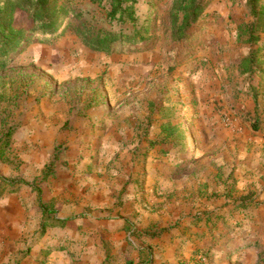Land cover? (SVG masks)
<instances>
[{"label": "rangeland", "instance_id": "rangeland-1", "mask_svg": "<svg viewBox=\"0 0 264 264\" xmlns=\"http://www.w3.org/2000/svg\"><path fill=\"white\" fill-rule=\"evenodd\" d=\"M57 1L73 9L60 36L30 33L0 70V264H264V147L244 150L228 130L250 127L240 97H264V64L253 78L239 67L247 0H200L184 39L173 36L175 0H137L146 39L112 53L75 32L82 20L120 31L108 0ZM14 25L32 19L18 9ZM259 47L264 59V33ZM74 202L91 223L43 231Z\"/></svg>", "mask_w": 264, "mask_h": 264}, {"label": "trees", "instance_id": "trees-1", "mask_svg": "<svg viewBox=\"0 0 264 264\" xmlns=\"http://www.w3.org/2000/svg\"><path fill=\"white\" fill-rule=\"evenodd\" d=\"M137 3V0H108L109 7H107L105 19L111 25L122 27L120 31L107 29L91 20H82L75 28V32L86 47L98 52L112 53L114 46L118 43L135 45L143 42L146 38L140 31L135 30ZM247 6L253 19L249 23L242 24L239 29L240 36L246 38V43L251 49L249 54L241 60L239 67L242 74H249L253 78L264 64L259 47L261 35L264 33V0H247ZM18 9L30 15L32 19L30 30L14 25V14ZM72 10L69 3L60 4L57 0H9L4 8H0V70L6 69L9 66L10 56L29 42L30 33L52 35L58 38L59 30L70 17ZM204 12L205 6L200 0H175L172 11L173 36L176 39L186 38L191 27ZM74 15L82 18L76 12ZM128 25L134 28V32H125L124 28ZM12 135L13 131L7 133L6 140L3 141L6 146L10 145ZM37 192L41 200L40 187ZM65 224V221L60 220L58 224L51 225L44 222L42 228L45 232L47 226H65Z\"/></svg>", "mask_w": 264, "mask_h": 264}, {"label": "crops", "instance_id": "crops-1", "mask_svg": "<svg viewBox=\"0 0 264 264\" xmlns=\"http://www.w3.org/2000/svg\"><path fill=\"white\" fill-rule=\"evenodd\" d=\"M259 96V95H258ZM255 97L254 95L252 97L246 95L244 97H240L239 99V103L237 105H241L243 108H245V112L246 114L243 116V118H248L250 119V127L245 126V124H243L242 122H240L239 120H236L234 122H232L231 127L228 129L229 133L231 135H233L235 142H233V144H237L239 143V145L241 146L242 149L246 150L247 145H253V149L255 147L261 148L264 147V97ZM238 108V106H237ZM238 141V142H237ZM68 186V183H63L62 187L60 186V190L59 192L61 193L62 191H64V188H66ZM79 189L80 187L82 188V190L84 191H88L89 187H91L90 189V196L88 198H92V193L93 191V186L91 183L82 181L79 185ZM105 188H103V200L102 205L100 206V204L98 205V201L96 199L90 201V205H93L96 208H99V206L101 208H106L109 206L106 205L108 203H106L104 200L106 198H109L111 196V190L110 188L104 186ZM68 190L72 191V189H70L71 187L68 186ZM77 189V190H79ZM81 190V191H82ZM122 190V188H121ZM78 192V191H77ZM85 192V193H86ZM99 200V199H98ZM63 203V201H62ZM74 203H70L67 207H64L62 209L61 212V216L56 217L57 220L60 221H65L66 224L69 221H73L74 224H76V227L82 226L83 224H87V223H91L94 219L91 216L92 212H89L87 209H84V211H79L80 209H77L78 207L75 206ZM84 207L87 206V204H82ZM90 209H93V207H91ZM121 209V208H120ZM78 211L80 213H83V216L80 215L81 218H77V217H72V214H78ZM82 217H84L82 219ZM126 218L124 217L123 219H121V221L124 222ZM87 222V223H86ZM107 226H110V224L105 223ZM67 227V225H65ZM117 227L118 228V238L121 239L124 234V227H120L123 226L122 224H118ZM170 258V264H178L180 261V258H175V257H168ZM172 258V259H171ZM144 262V263H143ZM141 264H163V262L157 258H155L153 261H151L150 263L148 261H143ZM119 264H130V259L127 261L122 260V262H120Z\"/></svg>", "mask_w": 264, "mask_h": 264}]
</instances>
